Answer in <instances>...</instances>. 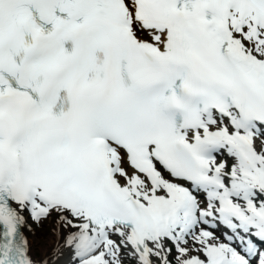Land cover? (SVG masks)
<instances>
[{
  "label": "snow or ice",
  "instance_id": "1",
  "mask_svg": "<svg viewBox=\"0 0 264 264\" xmlns=\"http://www.w3.org/2000/svg\"><path fill=\"white\" fill-rule=\"evenodd\" d=\"M0 264H264V0H0Z\"/></svg>",
  "mask_w": 264,
  "mask_h": 264
},
{
  "label": "bare ground",
  "instance_id": "2",
  "mask_svg": "<svg viewBox=\"0 0 264 264\" xmlns=\"http://www.w3.org/2000/svg\"><path fill=\"white\" fill-rule=\"evenodd\" d=\"M44 238H45V237H40L39 234H38V232H36V237H35V239H36V242H37V245H38V248H37V254H38V256H39V254H40L39 245L43 243ZM38 256H37V257H38Z\"/></svg>",
  "mask_w": 264,
  "mask_h": 264
},
{
  "label": "rangeland",
  "instance_id": "3",
  "mask_svg": "<svg viewBox=\"0 0 264 264\" xmlns=\"http://www.w3.org/2000/svg\"><path fill=\"white\" fill-rule=\"evenodd\" d=\"M38 231L40 232V237H45V232H44V230H40V229H38ZM37 256H38V254H37Z\"/></svg>",
  "mask_w": 264,
  "mask_h": 264
}]
</instances>
